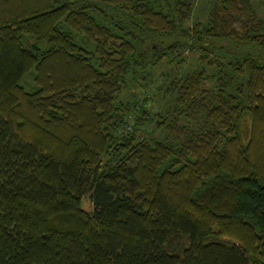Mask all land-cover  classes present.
<instances>
[{
  "label": "trees",
  "instance_id": "trees-1",
  "mask_svg": "<svg viewBox=\"0 0 264 264\" xmlns=\"http://www.w3.org/2000/svg\"><path fill=\"white\" fill-rule=\"evenodd\" d=\"M193 5L0 0V264H264V16Z\"/></svg>",
  "mask_w": 264,
  "mask_h": 264
},
{
  "label": "rangeland",
  "instance_id": "rangeland-1",
  "mask_svg": "<svg viewBox=\"0 0 264 264\" xmlns=\"http://www.w3.org/2000/svg\"><path fill=\"white\" fill-rule=\"evenodd\" d=\"M254 1L258 5V9H259L258 13L264 16V0H254ZM209 5H210V0H194V5H193L194 7H193V10L191 12V15H190V18L187 24L191 26L193 20L204 19L205 15H207V10L209 8ZM183 53L185 54V57L187 56V61L184 63V65L186 66L188 64H191L193 61L189 59L191 58V53L189 51H185ZM174 67H175L174 62L166 61L163 59L160 62L154 64L151 68H149L150 75H153L154 78H156L155 85H157V87L158 85H160L161 87V89L157 87L154 89V96L151 98L150 102H148L150 105L154 107V109L151 108V110H157V109L160 110L161 107L165 106L166 101L169 104L170 101L167 98L166 99L161 98L163 94V87L161 86L160 82L161 80L170 77L174 73L175 71ZM25 76L22 79L23 81H25L24 78L27 79V77ZM132 90L139 93L140 95H147L148 86L143 88L142 90L143 92L139 88L137 90H134V88H132ZM159 136L162 137L163 133L159 131H158V134H156V131L151 133V137L153 138L158 139ZM80 205L85 210H90L91 203L87 195L82 197Z\"/></svg>",
  "mask_w": 264,
  "mask_h": 264
}]
</instances>
